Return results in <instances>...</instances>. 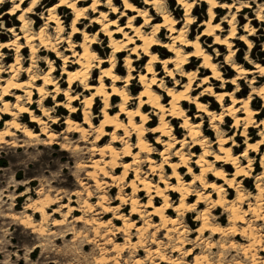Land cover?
I'll use <instances>...</instances> for the list:
<instances>
[{
  "label": "bare ground",
  "instance_id": "bare-ground-1",
  "mask_svg": "<svg viewBox=\"0 0 264 264\" xmlns=\"http://www.w3.org/2000/svg\"><path fill=\"white\" fill-rule=\"evenodd\" d=\"M12 1L14 2L13 7L5 13L17 14L21 25L20 32L13 28L9 29L14 35L13 40L0 41V101L2 102L0 113L12 116L11 119L5 121L4 127H0V142L6 141L8 137H13L17 131L23 132L28 137L40 135L31 126L22 124L20 121V117H24V114L28 113L31 116L30 120L41 126V133L46 134L49 139L57 138L59 133L53 130L57 123L56 118L51 126L44 119V116H52V110L45 103L50 100L51 96L55 99L64 94L66 101L57 100L56 105L70 110L71 115L65 120L67 132L74 130L73 133H80L84 142L95 135L91 151H96L102 156L107 155L110 158L103 162L95 161L93 169L100 170L117 184L127 179L130 170L135 172L134 178L128 181L127 186L131 187V193L124 195L119 190L116 197L121 203L131 206L130 215L139 214L141 218L148 217L149 220L152 215L159 217V221L154 226L158 230H166L165 235L170 236L169 225L179 226L178 216L184 215L185 211H196L202 203H206L207 206L202 208L196 217L202 221V224L195 231L201 235L206 231L217 235L226 233L228 230L234 234L241 233L245 236L249 233L250 242L248 241V245H245L247 247L244 248V252H252L255 245L262 242V235L254 231L249 232L246 228L240 230L237 224L244 221L249 213L257 220H264V153L261 156L263 169L256 176L257 193H246L241 188L242 178L251 176L253 169L251 154L258 153L260 147L264 145V132H262V138L257 141H251L246 136L250 126H257L253 123H255L256 115L260 112L252 108L251 97L239 98L237 96L240 92L239 88L230 91L227 88L232 84H238L239 79L250 74L253 75L255 72H260L262 74L260 76L264 77V65L256 64L254 69H248L233 62L235 53L233 39L238 33L235 21L236 13L220 22L215 21L216 8L232 9L235 7L237 11H241L244 7H251L250 4L247 2L238 4L236 0L227 4L219 3L218 0H201L209 4V18L200 23L203 26L202 32L194 39H190L189 31L195 23L192 9L198 2L197 0H178L185 11L183 21L176 20L171 12L163 6L164 0H144L146 7H139L133 3V1L140 3L142 0H122L123 9L117 6L118 0H91L89 4L85 5L84 3L90 0H59L46 7L47 13L42 16L45 18V23L37 30L32 27L28 18L29 15L35 13V9L44 0ZM3 2L4 0H0V4ZM24 3H27V6L24 7ZM64 6L70 8L74 14L69 31L66 30L63 17L59 13L60 8ZM154 9L158 12L157 16L151 14ZM128 12L133 14L129 15ZM114 15L116 17L112 18ZM126 17L127 21L122 24L121 21ZM160 17L161 21L156 22ZM88 18H91L90 22L85 24L83 20ZM256 18L260 21L264 20L261 12L257 13ZM0 19H4L1 14ZM140 19H143V22L138 24ZM181 22L183 24L180 26ZM226 22L230 26L229 29L224 28ZM93 23H98L100 29L91 34L88 29L95 26ZM83 24L85 27L82 29L79 26ZM52 28L55 35L50 32ZM164 28L169 31L170 41L161 42L158 38L159 32ZM244 31L247 34L241 35L239 39L251 47L250 35L253 34V28L250 27V22L245 25ZM80 34L83 35V40L76 43L74 38ZM102 34L110 39L108 46L112 51L109 58H101L96 52L97 44H99L97 39ZM120 35L122 36L120 37ZM212 36L214 40L207 46L213 48L216 56L208 52L209 49L205 48L204 41H202ZM0 37H4L1 32ZM22 39H25V44H22ZM159 46L163 47L161 49L163 53L172 55L161 58L156 51ZM27 47L30 48L31 63L24 68L20 53ZM80 47L81 50H79ZM224 47L228 50L225 62L227 64L232 62V69L237 72L234 78L227 80L224 79L221 66L216 62V59H220L219 51ZM6 48L16 51L15 60L10 62L7 69L2 64L4 58L9 57L4 54ZM44 52H47L48 56L56 53L57 58L63 60L62 73L67 75L66 78L55 77L56 67L49 57L45 60L47 67L39 68L44 60H40L38 56ZM119 53H126L124 62L127 67V75L123 79L116 73V57ZM143 56L148 57V60L143 66L145 70L139 73L142 89L138 95L131 96L127 86L135 76L133 73L136 70L134 62L142 59ZM192 57L201 58L202 61L198 69L188 70V67L191 68L194 64V61H190ZM106 63H109V66L105 67ZM248 63L251 62L246 59L245 64ZM158 64H162L164 74L156 69ZM98 68L100 74L97 83L93 84L91 82L94 81L92 74ZM204 70L209 72L200 77ZM178 76L187 78V81L181 82ZM108 80L111 81L110 84L106 83ZM217 81L221 84H218ZM78 82L83 86V93H86L83 97H80L81 92H74ZM256 82H258V78L251 80L252 84ZM66 83L68 85L62 88ZM170 83L173 85L168 86ZM34 90H37L39 94V98L35 101ZM162 91L166 93L165 96L161 95ZM195 91L199 92L194 95ZM254 92L264 100V84L259 88L255 87ZM9 96H15V102L7 100ZM206 96L214 97L217 102L222 104L223 111L218 113L212 110L210 103L203 101ZM114 97H121V100L117 103L119 110L112 113L111 99ZM98 98L104 105L99 123L96 124L97 116H93L91 111ZM228 99L231 102L224 105ZM76 101L83 104L82 122L75 120L72 116L78 109L74 105ZM34 102L39 104L38 108L42 111L41 116L37 115L29 106ZM186 103L197 106L195 115L188 114L184 107ZM211 105H214V102H211ZM147 106L153 109L145 111ZM201 112L209 116L211 128L216 131V141H210L203 134L204 118ZM150 113L158 115L159 121L148 130L147 125L153 121L150 118ZM226 116L234 118L232 127H236V130L240 125L244 126V130L242 129V133L239 134V136L245 137L246 148L242 152L235 153L237 147L240 146L236 143L237 133L228 134L227 130H221ZM176 119L182 120L180 126L187 131L183 138L174 135L172 123ZM259 124L264 126V119ZM110 127L112 129L108 130ZM120 131H123V135L120 134ZM150 134H154L155 142L163 146L159 152L162 156L161 162L153 157L156 152L152 142L148 139ZM108 135L110 136L109 142L99 146V143ZM132 135L137 137L135 145L130 142ZM120 142H123L121 147L117 145ZM198 148H201L199 154L193 152ZM143 156H145V162L149 164V169L153 171L152 174L159 177L157 181L154 182V177L150 176L151 173L143 170L141 166L144 161ZM127 157H131V161H127ZM120 160H122L121 165H118ZM246 161L247 163H245ZM192 163L193 166L194 163L196 166L193 167ZM108 167H112L111 172L107 171ZM119 167H122L121 173L118 172ZM168 167L172 172L166 175ZM184 167H187V171L183 176L180 170ZM229 167H233L234 171L228 172ZM95 174L96 172L93 175L95 176ZM188 175H191V179H187ZM198 183L201 185L200 188ZM230 190L236 191V196L233 199L228 198ZM141 191H145L148 196L146 202H142L139 198ZM173 192L180 195L179 202H171L170 196ZM194 197L195 199H193ZM156 198H161L162 201L158 203ZM244 200H249L248 209H245L244 205L247 203ZM89 207L92 208L91 205ZM212 207L214 210L223 207L229 212V226H220L215 223L211 217ZM35 209L36 212L41 213L44 219L47 218L46 207L36 206ZM104 209L110 212L109 207ZM112 209L116 213L114 218L122 219L124 222V226L118 227V229L129 233L131 223L128 220L130 216L117 213V210L120 209L119 206H112ZM170 209L174 210L177 216L169 214ZM110 222H112L111 219L105 223ZM147 226H150V223L147 222ZM137 229L141 233L145 230L141 225H138ZM157 254L163 262L176 264V260L167 258L162 253L157 252ZM254 254H251V258L256 262ZM195 261V264H202L199 257H196Z\"/></svg>",
  "mask_w": 264,
  "mask_h": 264
},
{
  "label": "rangeland",
  "instance_id": "rangeland-1",
  "mask_svg": "<svg viewBox=\"0 0 264 264\" xmlns=\"http://www.w3.org/2000/svg\"><path fill=\"white\" fill-rule=\"evenodd\" d=\"M57 1L59 0H44L35 9V13L29 15L28 20L35 30L39 29L45 23V18L42 16H45V13H47L45 10L46 7L53 5ZM143 1L140 3L133 1V3L139 7H146ZM197 1L192 9L195 23L189 31L190 39H194L202 32L203 26L200 23L209 18V4L201 0ZM218 1L219 3L227 4L234 0ZM89 2L91 0L84 3V5L89 4ZM236 2L238 4L247 2L251 7H244L241 11H237L235 7L232 9L216 8L215 21L220 22L222 19L229 18L236 13L235 21L238 27V33L236 38L233 39L235 50L233 62L245 68L254 69L256 64L264 65V20L260 21L256 18L258 12H261L264 18V0H236ZM13 4L14 2L12 0H4L0 4V14L4 16V19H0V32L4 34V37H0V41H11L14 39L13 33L9 31L10 28L20 32L21 21L17 19L18 15L5 13V11L13 7ZM116 4L120 9H123L124 5L122 0H118ZM23 6H27V3H24ZM163 6L171 12L176 20H184L185 11L178 3V0H164ZM59 13L63 17L66 30L69 31L71 20L74 17L72 10L64 6L60 8ZM128 14L132 15L133 13L128 12ZM151 14L157 16L158 12L154 9L151 11ZM115 17V15L112 16V18ZM90 19L83 20V22L85 21L84 23L88 24ZM126 21L127 17L121 23L125 24ZM157 21H161V17ZM142 22L143 19H140L138 24ZM248 22H250V27L253 28V34L250 35L251 47L239 39L241 35L247 34L244 31V27ZM85 24L79 27L83 29ZM93 24L95 26L88 29L91 34L100 29L98 23ZM182 24L183 22H181L180 26ZM224 28H230L227 22L224 23ZM50 32L52 35H55L53 28ZM168 36L169 31L165 28L158 34L161 42L170 41ZM82 40V34L74 38L76 43ZM97 40L99 44H97L96 52L101 58H109L112 51L111 47L108 46L110 43L109 37L102 34ZM213 40L214 37L212 36L202 41H204L205 48L209 49L208 52L216 56L213 48L207 46ZM25 43V39H22V44ZM161 49L163 47L159 46L156 48L161 58L172 55L171 53H163ZM79 50H81V47ZM219 52L221 53L220 59H216V62L221 66L224 79L234 78L237 72L232 69V62L231 64L225 62V56L228 53L227 48L224 47ZM4 54L9 56L6 59L4 58L2 62L5 69H7L10 62L15 60L16 51L6 48L4 49ZM20 54L24 68L28 67L31 63L30 48L27 47ZM125 56L126 53H119L116 57V73L122 79L127 75V67L124 62ZM47 57L55 64V77L66 78L67 75L62 73L63 60L57 58L56 53L52 56H48L47 52L40 53L38 58L44 60V62L39 68L45 69L47 67L45 61ZM246 59L251 63L245 64ZM147 60L148 57L143 56L142 59L134 62L136 70L133 73L135 76L127 86L131 96L138 95L142 89L141 82L139 81V73L145 70L143 66ZM190 61H194V64L191 68L188 67V70L198 69L202 60L201 58L192 57ZM104 66H109V63H106ZM156 69L164 74L162 64H158ZM208 72L204 70L200 74V77H203ZM99 74L100 69L98 68L92 74L94 81L91 82L93 84L97 83ZM4 75L7 74L4 73ZM260 75H262L260 72L247 75L239 79L238 84H232L227 88L228 91L239 88L240 92L237 96L239 98L251 97L252 108L260 112L256 115L255 123H253V125L256 124L257 126H250L246 133V136L251 141L261 139L262 132H264V126L259 124L264 119V100L254 92L255 87L259 88L264 84V77ZM178 78L181 79V82L187 81V78L179 76ZM253 78H258V82L252 84L251 80ZM217 82L221 84V82ZM106 83L110 84L111 81L108 80ZM67 85L68 83L63 85L62 88H65ZM172 85L173 83L168 84V86ZM34 91L33 98L35 101L39 98V94L37 90ZM74 92H81L82 95L80 97L86 94L83 93V86L79 82L76 83ZM198 92L195 91L194 95ZM160 93L163 96L166 94L163 91ZM7 100L15 102L16 97L9 96ZM57 100L65 102L66 96L62 94L55 99L51 96L45 105L52 110V116H44L49 126H51L54 118H56L57 123L53 127V130L59 133L57 138L49 139L46 134L41 133V126L37 122H32L30 120L31 116L28 113L24 114V117H20V121L22 124L31 126L40 135L28 137L23 132L17 131L13 137H8L6 141L0 142V160H2L0 162V264H172L170 262H163L157 252L164 254L167 258L176 260V264H195L196 257L200 258L202 264H264V220H257L250 213L246 215L244 221L238 222L237 227L240 230L246 228L249 232H257V234L262 235V242L257 243L255 248L252 249V252L248 253L244 252V248L250 242L251 236L249 233L245 236L241 233L234 234L228 230L223 234L212 235L210 231H206V233L201 235L195 231L202 224V221L196 219V217L199 211L207 206L206 203H202L201 207L196 209V211H185L184 215L178 216L179 226L169 225L171 228L170 236L165 235L166 230H158L154 226L159 221V217L152 215L149 220L148 217L146 219L141 218L139 214L130 215L131 206L121 203L116 197L120 191L124 195L131 193V187L127 186L128 181L134 178L135 172L130 170L127 179L117 184L112 182L110 178H107L100 170L93 169L95 161L99 160L103 162L110 160L109 156H102L96 151H91L95 135H92L88 141L84 142L82 141L80 133H73L74 130L67 132L65 120L71 113L69 109L63 106H57ZM120 100L121 97L111 99V107H113L111 110L112 113L119 110L117 103ZM203 101L210 103L212 110L218 113L223 111V105L217 102L214 97L206 96ZM211 102H214V105H211ZM230 102L228 99L224 102V105H228ZM1 103L0 101V105ZM74 105L78 109L72 116L75 120L82 122L83 104L80 101H76ZM103 105L101 99L98 98L92 106V115L97 116L96 124L99 123V118L102 115L101 110ZM29 106L37 115H42V111L38 108L39 104L37 102ZM184 107L189 115L193 116L197 112V106L195 104L186 103ZM151 108L147 106L145 111H149ZM201 114L204 118L203 134L210 141H216V131L211 128L209 116L203 112ZM11 118V115L0 113V127H4L5 121ZM150 118L153 121L147 125L148 130L159 121V116L156 114L150 113ZM181 123V119H176L172 123L174 135L178 138H183L187 132L180 126ZM233 123L234 118L226 116L221 130H227L228 134L237 133L236 143L240 146L237 147L235 153H239L246 148L245 137L239 136L244 130V126L240 125L239 129L236 130V127H232ZM86 127L89 126L86 125ZM111 129V127L108 128V130ZM120 132L123 135V131ZM148 137L156 152V154H153V157L158 162H161L162 156L159 152L163 149V146L155 142L154 134H150ZM109 140L110 136L108 135L99 143V146L107 144ZM136 141V135H132L130 142L135 145ZM117 145L121 147L123 142L117 143ZM216 147H218V144H216ZM193 152L199 154L201 148L194 149ZM263 153L264 145L260 147L258 153L253 152L251 154L253 167L251 176L242 178L241 188L246 193H257L256 176L263 169L261 165V156ZM131 159V157L126 158L127 161H131ZM142 159H144L141 164L143 170L151 173L150 176L154 177V182L157 181L159 177L152 174L153 171L149 169V164L145 162V156ZM121 161H119L118 165H121ZM195 166L194 163L193 167ZM111 170L112 167L107 168L108 172H111ZM186 171L187 167L180 170L183 176ZM233 171V167L228 168V172ZM95 172L97 175L95 174L94 176L93 174ZM118 172H122V167H119ZM166 172V175L171 173V168L168 167ZM187 179H191V175H188ZM95 181H99V183L96 184ZM174 181L176 180L174 179ZM197 185L199 188L201 187L200 183ZM139 195L142 202L148 200L145 191L139 192ZM235 196V190L228 191L229 199H233ZM179 198L180 195L174 192L170 196L171 202H179ZM156 199L158 203L162 201L161 198ZM244 201L247 203L244 205L245 209H248L249 200ZM90 205L92 208L89 207ZM36 206L46 207L48 210L46 219L43 218L41 213L36 212ZM112 206L120 207L117 213L120 212L130 216L128 220L132 224H130L128 230L130 235L118 229V227L124 226V222L122 219L114 218L116 213L113 209L111 210ZM108 207L110 208V212L104 209ZM214 207L211 208V217L215 223L220 226H229V212L223 207H218L215 210ZM169 212V214L177 216L174 210L170 209ZM109 219L112 222L105 223ZM147 222L150 223V226H147ZM138 225L145 228L143 233L138 231ZM251 254L255 255L256 262L252 261Z\"/></svg>",
  "mask_w": 264,
  "mask_h": 264
},
{
  "label": "trees",
  "instance_id": "trees-1",
  "mask_svg": "<svg viewBox=\"0 0 264 264\" xmlns=\"http://www.w3.org/2000/svg\"><path fill=\"white\" fill-rule=\"evenodd\" d=\"M0 162H2V160H0Z\"/></svg>",
  "mask_w": 264,
  "mask_h": 264
}]
</instances>
